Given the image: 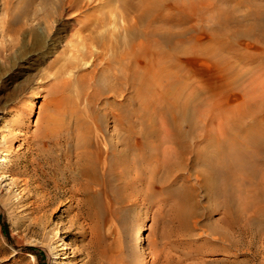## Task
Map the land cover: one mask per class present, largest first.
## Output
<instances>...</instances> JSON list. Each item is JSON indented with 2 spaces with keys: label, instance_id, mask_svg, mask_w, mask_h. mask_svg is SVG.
I'll list each match as a JSON object with an SVG mask.
<instances>
[{
  "label": "rangeland",
  "instance_id": "obj_1",
  "mask_svg": "<svg viewBox=\"0 0 264 264\" xmlns=\"http://www.w3.org/2000/svg\"><path fill=\"white\" fill-rule=\"evenodd\" d=\"M170 1L171 6L163 5L159 11L172 13L176 30L188 38L178 42L185 54L176 70L191 84L190 90L199 92L197 101L212 98L223 109L220 116L208 105L201 107L208 108L206 115L193 110L200 127L191 138L185 167L174 170L156 193L137 202L115 207L104 199L97 222L72 201L62 178L59 186L49 185L55 199L37 216L32 209L36 192L33 185L24 184L29 160L34 158L48 176L57 177V168L75 161L85 149L81 133L101 140L97 107L102 104L92 100L96 78L88 73L91 59L65 47L70 45L72 29L51 33L41 44L20 43L13 50L2 48L0 31V158L7 159L0 164L10 165L16 173H0V264H264V218L256 214V207H248L255 200L262 205L264 162L237 169L233 185L224 179L222 190L212 191L203 181L205 166L198 158L205 134L225 136L222 146L227 150L234 145L235 133L228 125L239 127L243 134L254 122L264 125L262 29L237 38L231 34L236 26L230 23L225 26L228 35L212 40L228 18L241 20L242 31L250 26L254 14L264 12V0ZM60 68L62 78L54 73ZM213 85L215 91L210 89ZM254 107L258 115H243ZM106 119L113 124L110 117ZM57 146L63 149L61 154ZM43 147L51 155L47 162L38 154ZM33 174L42 178L41 172ZM190 188L193 199L182 213L179 197ZM29 246L38 248L43 258Z\"/></svg>",
  "mask_w": 264,
  "mask_h": 264
},
{
  "label": "bare ground",
  "instance_id": "obj_2",
  "mask_svg": "<svg viewBox=\"0 0 264 264\" xmlns=\"http://www.w3.org/2000/svg\"><path fill=\"white\" fill-rule=\"evenodd\" d=\"M3 1L2 48L13 50L20 43L26 47L30 41L41 44L51 33L75 30L67 40L70 45L65 47L82 59H91L88 73L96 78L92 100L102 104L97 107V128L103 133L101 140L81 133L86 139L85 149L75 161L67 160L66 166L57 168V177L48 176L39 163L30 158L31 169L26 171L24 184L33 185L36 192L32 208L36 216L52 205L54 196L49 185L59 186L61 178L72 201L76 200L90 219L97 222L104 199L115 207L137 202L156 193V188L171 179L174 170L185 167L184 160L193 147L191 138L200 127L192 111L206 115L208 108L203 111L201 107L208 105L220 116L223 108L212 98L197 101L199 92L190 90L191 84L176 70L177 61L185 54L178 42L188 38L182 30H176L172 13L165 15L159 11L163 5L171 6L170 0ZM108 6L111 9L108 10ZM230 23L236 26L231 32L234 37L251 35L255 28H261L262 38L264 36V12H256L254 21L243 31L240 30L244 25L241 20L228 18L212 40L218 35H228L225 26ZM207 49L209 46L205 47ZM54 73L62 78L63 70L60 68ZM216 88L210 87L214 91ZM259 112L254 107L243 115L253 116ZM106 117L112 119V125L107 123ZM227 128L235 131L232 147L223 148L225 136L215 138L205 134L206 143L198 156L205 166L203 181L212 191L222 190L220 182L224 179L227 185H233L239 176L237 169L264 162L263 124L254 122L243 129L244 134L237 126ZM209 147L213 148L210 153L207 152ZM57 149L61 154L63 149L58 146ZM42 151L38 154H43L47 162L51 156L49 149L45 147ZM1 162L7 163V159L2 157ZM5 164H0V173L11 172L14 176L16 173ZM38 172L42 178L34 176L33 173ZM193 195L191 188L181 192L178 210L183 213L185 203L191 201ZM261 201V207L256 200L248 207H256V214L264 218V195Z\"/></svg>",
  "mask_w": 264,
  "mask_h": 264
},
{
  "label": "trees",
  "instance_id": "obj_3",
  "mask_svg": "<svg viewBox=\"0 0 264 264\" xmlns=\"http://www.w3.org/2000/svg\"><path fill=\"white\" fill-rule=\"evenodd\" d=\"M27 249H28L30 252L36 254L37 257H38L40 260L43 258V254H42V252H41L38 248H36V247H34V246H29V247H27Z\"/></svg>",
  "mask_w": 264,
  "mask_h": 264
}]
</instances>
